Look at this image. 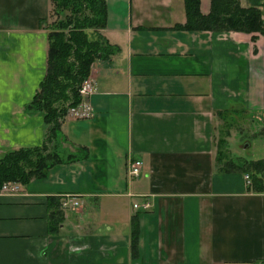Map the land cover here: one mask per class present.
<instances>
[{
  "label": "crops",
  "instance_id": "crops-1",
  "mask_svg": "<svg viewBox=\"0 0 264 264\" xmlns=\"http://www.w3.org/2000/svg\"><path fill=\"white\" fill-rule=\"evenodd\" d=\"M104 3L95 31L110 50L89 67L92 115L61 120L56 145L86 155L0 194V264L263 262L264 187L222 168L215 147L237 119L262 120L264 32L183 29L182 0ZM239 3L264 20V0ZM49 8V0H0V156L47 144L32 102L45 74ZM199 10L208 13L209 0ZM262 157L264 147L243 160ZM66 194L76 205H59L63 219L50 233L49 200Z\"/></svg>",
  "mask_w": 264,
  "mask_h": 264
},
{
  "label": "trees",
  "instance_id": "trees-1",
  "mask_svg": "<svg viewBox=\"0 0 264 264\" xmlns=\"http://www.w3.org/2000/svg\"><path fill=\"white\" fill-rule=\"evenodd\" d=\"M49 1L57 19L45 27H56L47 29L45 74L32 102L33 107L43 110L47 144L21 147L2 154L0 185L5 181L25 184L32 178H43L53 165L81 159L86 155L83 147L77 148L76 154L68 155L57 149L56 145L64 140L59 131V118L67 106L79 101L78 86L88 76L92 61L110 50L104 37L95 31L104 25L105 3L104 0ZM182 4L185 20L178 27L183 29L264 32V20L259 9L241 6L239 0H209V11L206 14L200 12L199 0H182ZM91 30L95 37L90 35ZM239 164L225 160L221 167L246 172L251 187L256 191L261 190L264 187V157L243 160ZM49 201L52 202L47 214V231L56 233L63 219L60 201L57 198Z\"/></svg>",
  "mask_w": 264,
  "mask_h": 264
},
{
  "label": "rangeland",
  "instance_id": "rangeland-1",
  "mask_svg": "<svg viewBox=\"0 0 264 264\" xmlns=\"http://www.w3.org/2000/svg\"><path fill=\"white\" fill-rule=\"evenodd\" d=\"M49 4H50V8L48 11L47 20L46 22H44V27L49 26L50 22H53L57 19V17L51 11L50 1H49ZM54 27L56 26L47 27L46 29H51ZM90 35L95 37V33L93 31L92 33H90ZM42 112L43 110H39V113H42ZM249 117L255 119L257 123L251 124L248 120ZM261 119H262L261 121L264 122V113L262 114ZM236 121H237L236 124L235 123L230 124L231 134L229 137H227L228 139L225 138V136L223 135L224 137L221 138L223 142L220 144V146H217V148L215 147L216 149L215 155H219L218 157L215 156V159L219 158L218 159V161L220 162L219 165H222L221 163H223L224 160H230L233 162H237V165H238L240 161H243V158L245 156L247 157V155H251L252 153L260 154L261 150H263L264 124H260L259 122L261 121L256 120V114L247 116L245 119L243 118L237 119ZM225 128H227V126L226 127L222 126L221 128H219L222 130V131L220 130V132L224 133ZM252 133L258 135V136L256 135L257 138L254 140L252 139L253 138L252 135L254 136V134ZM216 140H217V135L215 137V142ZM49 146H52V145H49Z\"/></svg>",
  "mask_w": 264,
  "mask_h": 264
},
{
  "label": "built area",
  "instance_id": "built-area-1",
  "mask_svg": "<svg viewBox=\"0 0 264 264\" xmlns=\"http://www.w3.org/2000/svg\"><path fill=\"white\" fill-rule=\"evenodd\" d=\"M78 95L80 97L79 101L75 105L67 106L64 114L59 118L63 120L64 118H75V119H85L92 115L91 107L88 103V97L94 91V82L91 77L84 78L78 86ZM139 162L133 161L128 166L127 174L131 176H137L139 171ZM246 184H250V180L247 174L244 175ZM18 191V183L15 181H5L0 185V194H13ZM60 205L63 208L76 205V200L73 195H63L61 198ZM135 206V204H134ZM143 207H147L148 203H144ZM264 264V261L259 263Z\"/></svg>",
  "mask_w": 264,
  "mask_h": 264
}]
</instances>
